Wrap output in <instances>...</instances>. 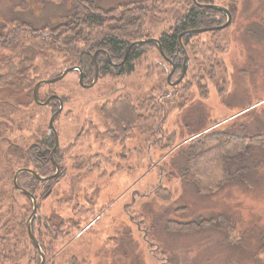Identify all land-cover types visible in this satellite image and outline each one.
I'll return each instance as SVG.
<instances>
[{
	"label": "rangeland",
	"instance_id": "rangeland-1",
	"mask_svg": "<svg viewBox=\"0 0 264 264\" xmlns=\"http://www.w3.org/2000/svg\"><path fill=\"white\" fill-rule=\"evenodd\" d=\"M119 1L126 0L101 2L109 7ZM176 1L178 4L170 6L169 10L181 9L182 0ZM70 3L71 0H0V27L5 24L15 26L20 24L21 19L40 28L69 12ZM213 3L232 9L230 27L222 29L225 48L211 50L207 56L211 61L201 53L194 55L187 52L185 76L186 81L195 83L193 71L197 63L203 62L201 67H197L202 72L208 69L207 73L203 72L206 76L201 75L207 95L203 96L194 84L187 95L189 99L185 108L173 111L164 123L160 122L159 130L142 122L132 126L126 135H118L117 140H113L101 132L97 138V130L87 125L92 121L100 131L108 129L110 124L101 112L108 100L125 95L144 99L156 95L159 84L166 85L170 65L157 48L136 61L133 73L117 80L109 82L107 76L99 79L94 87L85 88L79 85L77 74L69 72L63 79L50 83V86L43 84L40 89V97L44 100L48 90L66 97L63 112L54 122L60 142V165L66 173L53 185V191L43 202L44 205L55 209L54 200L71 191H96L98 194L93 206L95 214L82 216L85 223L81 222V228L75 229L74 237L66 238L76 239L74 246L79 248L73 251L84 255V264L108 263L106 251L97 252V248L106 246L103 224L114 227L115 221L111 220H119L121 212L119 231L123 241L121 248L111 254L112 260L118 254V264H264V157L260 159L258 168L252 166L246 181L237 179L212 194L199 193L194 185L186 183L181 177L185 164L182 151L184 140L206 127L226 126L232 132L260 135L256 143L264 144V0H213ZM226 21L227 17L224 16V20L223 16L220 17V25ZM6 35L7 31L0 29V49L1 52L6 51L0 55L3 61L9 56L6 46L10 43L4 40ZM158 36L156 29L155 37H151ZM209 36L201 35L199 44H211ZM214 53L217 54L216 59ZM181 58L183 66L185 55ZM31 62L37 64L35 59ZM17 66L20 67L18 64L15 68ZM33 74L30 69L27 77ZM41 74L42 79L54 78L45 72ZM7 75L8 70L2 77ZM2 101L0 99V103ZM181 102L184 103L182 98ZM54 106H29L32 109L28 110L34 112V117H24L30 121V124L24 125L27 130L16 131L13 135L10 133L12 137L20 139L19 135H22L28 145L36 140L33 135L46 137ZM15 119L20 121L18 117ZM82 125L86 126L87 135H78ZM152 139L157 144L150 141ZM8 147L4 139L0 150ZM96 151H101V155H121V170L109 176L110 169L114 171L115 156H112L110 165H105L104 157L96 159ZM89 169L90 172H87ZM99 169H104V174L101 175ZM109 177L111 179L108 180ZM109 199L117 200L122 207H111V202H107ZM68 213V208L61 211L63 217ZM221 215L238 221L237 229L232 232V239L238 241L237 245L230 244L223 233L207 224L191 231L179 230L183 224ZM92 221L93 226L78 236ZM74 228L68 231L72 232ZM44 229L46 227H43V232ZM91 230L95 231L92 233ZM45 233L48 234V230ZM45 240L49 242L50 235ZM122 250H125L123 257ZM38 254L42 259L40 252ZM44 255L47 263L48 255L45 252ZM51 258L52 255L49 261Z\"/></svg>",
	"mask_w": 264,
	"mask_h": 264
},
{
	"label": "trees",
	"instance_id": "trees-1",
	"mask_svg": "<svg viewBox=\"0 0 264 264\" xmlns=\"http://www.w3.org/2000/svg\"><path fill=\"white\" fill-rule=\"evenodd\" d=\"M101 1L71 0L69 12L40 28H37L33 22L21 21V19H19L20 24L15 26L10 27L11 24H5L0 27L1 30L7 31L4 40L10 43L6 46L9 49L7 60L3 61L0 58V99L4 101L0 103V116L3 115V118L8 120L4 123L6 126L4 134L12 133L13 135L16 131L20 132L22 128L24 131L27 130L24 125L30 124V121L24 117H34V112L28 110L31 108L29 106L40 107L34 101L33 95L36 83L43 78L42 72L49 74V77H55L67 67L79 66L83 71V81L89 83L95 74L93 57L97 53L96 61L100 67L99 79L109 76L108 81L111 82L112 79L117 80L123 75L133 73L136 61L157 48L163 59L169 63L171 82H175L173 79L179 77L182 72L181 56L185 55L178 45L179 35L188 30L216 27L221 23L218 18L223 16L224 20V16L226 17L220 11L199 7L198 4L210 3V0H196L197 3L193 0H182L181 9L175 8L174 11L172 9L170 11L169 8L178 4L176 0H126L109 7L103 6ZM227 8L230 12L232 11L230 6ZM156 29L159 31L156 39L159 40L163 53L158 44L147 42L140 46H133L125 58L126 48L130 43L151 38V36L155 37ZM223 31L212 30L184 35L182 42L186 52L194 55L201 53L207 57L211 50H223L226 42ZM17 33H20V36L16 35ZM201 35H210L211 44H199L198 38ZM1 51L2 48L0 55L6 52ZM214 54L216 59L217 54ZM107 55L116 63V66L108 62ZM33 59L37 61V64L31 62ZM205 59L211 61L209 57ZM18 64L20 67L15 68ZM202 64L203 62L197 63L193 71L195 83L186 81L185 74L178 84H171L167 79L166 85L159 84L156 95L153 94L144 99H133L130 95H125L114 98L112 101L108 100L102 106L101 112L104 119L109 122V128L100 131L96 124H92L90 129L94 127L97 130V138L101 132L104 136L108 134L113 140H117L118 135H126L132 126L142 122L149 123L150 127L153 126L159 130L161 124L173 111L185 108L184 105L189 99L187 95L194 84L199 87L203 96L207 95V87L201 75L206 76L203 72L207 73L208 69L199 71ZM24 65L25 68H23ZM30 69L34 74L28 78L27 72ZM6 70L9 71V75L2 77ZM42 86L38 91L40 100H44L40 97ZM51 92L53 91L48 90L47 98ZM62 98L66 99V97ZM181 98L184 103L181 102ZM51 103L55 105L54 107L58 105L55 99ZM16 117L20 118L19 122L15 119ZM157 124L159 127H156ZM41 135L44 134L41 133ZM33 136L39 138L38 135ZM259 136L232 132L226 126L211 129L206 127L195 132L183 143L185 164L182 168V180L194 185L201 194H212L234 183L237 179L246 181L252 166L258 168L260 159L264 157V144L256 143ZM44 138L47 141V137ZM150 141L153 142V139ZM47 142L52 143V139ZM153 143L157 144L155 141ZM28 152L23 154L22 147L14 148L11 145L3 158L4 150H0V264H39L40 262L38 248L29 239L27 228L31 200L19 192H16L14 197L10 191L15 172L21 166L29 165ZM30 154L36 156V151ZM57 161L60 162L58 159ZM46 168L41 167L42 175L47 174ZM52 168L53 171L54 167ZM35 182L40 181L27 172H23L19 175L17 184L37 196L39 191L33 189L36 186ZM96 187H94L95 190ZM96 194V191L82 193L71 191L68 195H60L54 200L55 209L43 206L46 211L43 218L47 225L40 239L41 247L48 255L46 264L85 263L84 255L70 249L69 240L66 239L68 233L65 234V232L74 227V230L80 229L82 216L95 214L93 206ZM164 198L167 199V197ZM65 208H68L69 213L63 217L61 211ZM191 223L181 225L179 230L191 231L197 227L200 229L202 224H207L223 233L230 244L238 243L235 238L232 239V232L238 227V221L233 217L221 215L214 219H202ZM31 227L33 234L36 235L35 221L31 223ZM46 230L48 234L45 233ZM49 235L50 240L46 242L45 239ZM262 240L264 241V235ZM51 255L52 258L49 261Z\"/></svg>",
	"mask_w": 264,
	"mask_h": 264
},
{
	"label": "flooded vegetation",
	"instance_id": "flooded-vegetation-1",
	"mask_svg": "<svg viewBox=\"0 0 264 264\" xmlns=\"http://www.w3.org/2000/svg\"><path fill=\"white\" fill-rule=\"evenodd\" d=\"M202 4H216V3H213V0H210V3H202ZM218 19H220V18H218ZM181 51H183V50L181 49ZM107 58H108V62L111 65L116 66V63L111 60L110 56L107 55ZM96 63H97V61H96ZM73 67H77V66H73ZM73 71L77 74V76H78V83H79L80 74L82 75V78H83V71H82V69L79 66L77 68H75V70H73ZM73 71H71V72H73ZM98 71H99V76H100V67H99V64H98ZM95 73H96V67H95ZM99 76H98V80H99ZM94 77H95V74H94L93 79H92L91 82L86 83V82L83 81V83L85 85H88V84L92 83L93 80H94ZM98 80H97V82H98ZM97 82H96V84H97ZM95 85H93L92 87H94ZM82 87H84V86H82ZM85 88H90V87H85ZM54 94L57 95L56 93L51 92L49 94V96L50 95H54ZM33 97H34V95H33ZM53 99L57 100L56 98H52V100ZM52 100H51V102H52ZM57 101H58V105L55 107L56 109L53 111V113H55L59 109V107H60V102H59V100H57ZM62 101H63V99H62ZM2 102H4V101H2ZM51 102L48 104V106L53 107L54 104H52ZM63 108H64V102H63ZM62 112H63V109H62ZM61 113L57 116V118L61 115ZM52 114H51V116H52ZM7 121L8 120L6 118L3 119V115L0 116V146H2L3 140L6 139V144L9 145V147L11 145L14 148L22 147L23 154H26L29 151L28 152V160H29L28 167H26V166L23 165L20 168H29V169L34 170L39 175H42L41 173L43 172V170L41 169V167L43 166V167H47L46 168V171H45L47 174L46 175H42V176H50V175L55 174L57 169H56V166H55V164L53 163V160H52V151L56 147V138H55L54 133H49V130H48V135L46 137H47V141H49V140L51 141V139H52V143H50V144L46 140H44L45 139L44 137H39V138L37 137L38 140H34L32 143H30L28 145V143L25 142V140L27 141V139L24 136H22V135H19L20 136V139H19L16 136H14V137L11 138L10 136H7L6 134H4V131H5L4 128L6 127L4 125V123H6ZM92 124H96V123H94L92 121H89L87 123V125H89V127ZM84 125L81 126V129H80L78 135H82V134H86L87 135L88 132L86 131V126H84ZM48 126H49V123H48ZM22 129H20L19 131L20 132H24V129L23 130ZM58 137H59V135H58ZM24 138H25V140H24ZM37 138H35V139H37ZM89 138H90V136H89ZM59 146H60V142H59ZM59 146H58V148H56V150H55V152L53 154V158H54L55 162L59 165V167L61 169L60 170V174L58 176L54 177V178L47 179V180H40V179L37 178L40 182L39 183L38 182H35V185L36 186L33 189H37L39 191L38 192V195L36 196L33 192H31V194L37 200V215L34 216L33 219L31 220V223L33 221H35V227H36V235H34V234L33 235H34L35 240L40 244V248H38L36 246L38 248V251L39 252L42 251L43 253H44V251H43V249L41 247V239L40 238L43 237V227H45L47 225L46 222L44 221V218H43V216H44L43 215V206H44V203L43 202L48 198V196H50L51 192L53 191L52 185H55L61 178H63L65 176V173H66L65 169H63V167H61L60 162L57 161V159L60 160V157L59 156L61 154L60 153ZM9 147H8V149H9ZM8 149L7 148L4 149V153L2 154V157L3 158L7 155ZM34 150L36 151V156H33V154H30V152H35ZM100 152L101 151H96L95 152L97 154L96 159H99L100 160V159H102L104 157L106 159L105 165H107V164L110 165L109 162H113L112 161V156L113 155L115 156L114 171H113V169H110V172H109L108 175L109 176H113V173L112 172H115L117 174V171L121 170V155H117V154H104V155H101ZM116 153H120L121 154V152H118V151ZM49 166H51V167L48 168ZM52 167H54V170L53 171H52V169H53ZM50 171H52V172H50ZM103 171H104V169L103 170L102 169H99V173L101 175L104 174ZM24 172H26V171H24ZM88 172H90V169H89ZM21 173H23V172H21ZM21 173H20V175H21ZM27 173L30 174L31 176H33L31 173H29V172H27ZM33 177H35V176H33ZM109 179H111V177H109L108 180ZM17 181H18V179H17ZM51 181H53V183ZM19 187H18V185H15L14 179H13V186H11V190H10L11 191V194L14 197H16V194L15 193L16 192H19V193H21V195L24 194V195L28 196V198L31 200V211H30V214H31L32 211H33V207H34V205H33V199L30 197V195H28L26 192L23 191L25 188L20 187L21 189H19ZM47 192L50 193L48 196H46ZM96 197H98V194H96ZM96 197H95V199H96ZM95 199H94V204H95ZM107 202H111L110 203V206L111 207L113 205H119V206L122 207V205L117 200L109 199ZM132 203H133V199H132ZM30 214H29V216H30ZM120 215H121V217L119 218V220L118 219H112L111 220V221H115V223H113L114 224V227H111L110 225L104 226V224H103V232L105 233V237H106V240L104 241V245H106V246L103 247V248H97V252H98V250H100V251H102V250L106 251L107 256H108V259H109V261H108L107 264H118L117 263V259H118L117 256H118V254L115 255L114 260H112L111 254L112 253H115L117 250H119L121 248V244H122V241H123V235L119 231V229L121 228V223H122V220H121V218H122V212L120 213ZM98 217L95 218V219H98ZM94 222L93 223H90L87 227L85 226L84 229L78 234V236H81L90 227H92L93 224H94ZM82 223H85V220H82ZM110 230H112L113 232L110 231ZM94 231L95 230H91L92 233ZM66 233H68V234H66ZM66 233L65 234L67 235V238L68 237H74L76 235L74 229H73L72 232H69L68 231ZM28 234H29V232H28ZM29 239H30V236H29ZM75 241H76L75 238H71L69 240V242H68V245H70L69 247H70L71 250H75V248H78V247H75L74 246ZM32 242L35 244V241H32ZM113 243H114V247H112ZM93 250H94V248H93ZM122 252L124 253L125 250H122L121 251V256H122ZM41 261H42V259H40L39 264L41 263ZM45 264H46V261H45Z\"/></svg>",
	"mask_w": 264,
	"mask_h": 264
},
{
	"label": "water",
	"instance_id": "water-1",
	"mask_svg": "<svg viewBox=\"0 0 264 264\" xmlns=\"http://www.w3.org/2000/svg\"><path fill=\"white\" fill-rule=\"evenodd\" d=\"M195 3L196 0H193ZM200 8L202 9H206V8H209V9H214V10H217V11H220L222 13H224L227 17V21L225 23H223L222 25H219V26H216V27H210V28H200V29H193V30H188V31H185L183 33H181L178 37V45L183 49L184 53H185V63L183 64V67H182V72H181V75L180 77L175 81V82H171V73L168 75V82L171 83V84H178L182 79L183 77L185 76L186 74V71H187V64H188V54L186 53V49L183 45V42H182V37L184 35H189V34H198V33H204V32H208V31H212V30H222V29H225L227 28L231 22H232V13L229 11L228 8H226L225 6H222V5H218V4H198ZM147 42H154L156 44H158L159 48H160V51L161 53L162 50H161V46H160V42L158 39L156 38H146V39H142V40H138V41H135V42H132L130 43L127 48H126V55H125V58L126 56L128 55V52L129 50L137 45V46H140L144 43H147ZM97 54V53H96ZM96 54L94 55L93 59H94V63H95V67H96V73H95V77H94V80L92 83L88 84V85H85L83 83V78H82V75L80 74V77H79V83L81 86H84V87H92L93 85L96 84L97 80H98V76H99V71H98V64L96 63ZM125 58L123 59L122 62H124ZM170 60V59H168ZM75 68L77 67H70V68H66L60 75L54 77V78H51V79H42L40 80L39 82L36 83L35 87H34V100L37 104L41 105V106H46L48 105L52 98H56L57 100H59L60 102V107L59 109L52 114V116L50 117L49 119V126H48V130H49V133H54L55 135V138H56V147L53 149L52 151V160H53V163L55 164L56 166V173L53 174V175H50V176H42V175H39L38 173H36L34 170L32 169H29V168H20L18 169V171L16 172L15 176H14V183L15 185H18L17 184V179L20 175L21 172H29L31 173L33 176H35L36 178L40 179V180H47V179H51V178H54L56 176H58L60 174V167L59 165L55 162L54 158H53V154L56 150V148H58L59 146V137H58V133L56 131V128H55V125H54V122L57 118V116L62 112V109H63V101H62V98L58 95H50L46 100L42 101L39 99L38 97V91H39V88L40 86H42L43 84H50V83H54V82H57L61 79H63L69 72L75 70ZM62 173V172H61ZM19 187V186H18ZM19 189H21L19 187ZM24 192H26L28 195H30V197L33 199V211L32 213L30 214L28 220H27V227H28V232H29V236H30V239L32 241H35V244L38 248H40V244L35 240L34 238V235H33V232H32V227H31V220L33 219L34 216L37 215V200L36 198L28 191V190H23ZM50 193H47L46 196H48ZM41 250V249H40ZM41 256H42V261L40 264H45V255L44 253L41 251L40 252Z\"/></svg>",
	"mask_w": 264,
	"mask_h": 264
}]
</instances>
